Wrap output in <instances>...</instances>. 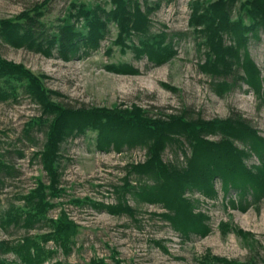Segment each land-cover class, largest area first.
I'll return each mask as SVG.
<instances>
[{
    "label": "rangeland",
    "instance_id": "1",
    "mask_svg": "<svg viewBox=\"0 0 264 264\" xmlns=\"http://www.w3.org/2000/svg\"><path fill=\"white\" fill-rule=\"evenodd\" d=\"M133 1L149 18L145 34L123 36L122 43L118 25L108 20L97 48H81L64 60L57 48L45 55L9 43L1 32L2 22L21 23L25 14L34 16L38 11L39 32L51 34L60 24L75 21L68 18L74 12L71 4L89 9L101 5L109 11L115 7L111 0H0V62L21 66L28 73L25 77L0 74L2 264H264V188L258 191V184L246 192L225 186L217 176L213 196L187 188L182 197L192 212L184 223L175 210L143 199L144 190L161 185L163 179L155 169L138 170L154 154L155 135L132 122L181 117L199 126L245 119L264 139V101L246 81L242 68L233 65L227 77L208 69L215 55L212 35L197 17L217 0ZM245 1L228 3L227 8L232 22L248 27L253 20ZM76 26L85 29V20H76ZM258 32L256 38L246 31V50L263 76L264 33ZM218 36L223 49L235 44L229 32L222 30ZM145 45L162 53L159 63L143 53ZM36 83L42 97L30 88ZM46 101L101 116L80 119L58 142L53 162L60 189L56 194L43 160L55 116ZM105 116L125 117L129 123L119 126ZM105 127L114 139L127 138L119 151L99 143ZM201 135L219 144L230 141L242 150V165L254 178L261 174L259 169L264 171L261 159L244 141L220 132ZM169 137L158 154L164 165L182 171L191 158L200 161L190 133L181 129ZM206 151L217 155L212 145ZM41 189L47 206L27 227L24 212H35L36 200L25 197ZM20 214L23 220L18 224L10 221ZM61 218L73 228L68 235L57 236ZM29 238L33 262L27 263L23 244Z\"/></svg>",
    "mask_w": 264,
    "mask_h": 264
},
{
    "label": "trees",
    "instance_id": "2",
    "mask_svg": "<svg viewBox=\"0 0 264 264\" xmlns=\"http://www.w3.org/2000/svg\"><path fill=\"white\" fill-rule=\"evenodd\" d=\"M236 0H217L206 7L197 17L199 25L203 22L207 23L211 31L212 38L211 48L213 50L214 61L209 64V71L216 76L227 77L230 75L233 65L242 68L245 73L246 81L255 91L261 95L264 101V75L261 76L260 70L253 63L249 53L246 50L247 36L246 31L254 33L256 38L259 37V29L264 33V0H246L245 8L248 16L253 20V24L245 27L240 21L232 22L230 20V12L227 8L228 3L232 4ZM114 8L106 11L101 5L93 8H86L84 5L76 3L71 4V11L68 18H75L73 22H64L57 26L56 31L51 34L39 32L40 23L38 17L40 12L34 11L35 15L30 16L25 14L24 22L10 23L4 21L1 24V32L6 41L14 45H25L30 49L39 51L45 55H50L51 49L57 48V53L61 59L68 60L73 55L77 54L79 50L89 49L93 50L98 47L100 39L103 38L106 32V25L108 20H113L119 27L118 37L123 42V36L131 33L145 34L148 30L149 18L146 13L141 11L138 5L134 4L133 0H111ZM36 10V9H34ZM83 18L86 22L85 29L78 30L76 20ZM205 19V20H204ZM226 31L232 34L235 44L223 49L221 47V36L218 34L221 31ZM213 39V40H212ZM216 42V43H215ZM143 53H146L149 59L159 63L162 59V53L155 49L153 45L143 46ZM240 48L244 49L242 53ZM164 52V51H163ZM240 54L243 55L242 64L240 62ZM123 69H127L124 67ZM130 70V69H127ZM121 70V71H127ZM224 72V74H223ZM12 73H18L19 76H27L28 73L22 69L21 66L10 62L1 60L0 74L9 76ZM30 88L38 97H42L41 86L36 83L32 84ZM48 109L55 112V116L51 123L48 141L45 144L43 151V160L46 169L51 174V187L54 194L60 191L57 188L56 171L53 167L55 153L58 142L66 135H69L75 123L82 118L101 117L96 114L84 110H73L71 108L61 107L49 101L44 102ZM125 117L105 116L110 122L122 126L129 122ZM134 126L142 128L143 131H148L155 135V143L153 146L154 154L144 164L137 166L140 171H154L162 177L163 183L159 186H152L145 189L143 199L147 202H161L169 210H175L179 219L182 217L186 222V217L190 215L191 206L185 198L182 197L183 192L187 188H195L201 191L205 196L214 195L213 178L221 177L225 186H234L237 189H245L246 192L258 184L259 190L264 188V171L254 178L253 174L242 165L241 155L243 151H239L233 147L232 142L215 143L203 138L202 133L208 134L211 132H220L222 136L244 141L249 149L254 151L264 165V139L257 134V132L250 127L245 119H226L223 121H211L206 123H199L195 125L193 122L185 121L181 117H171L168 121L152 120L143 123V118L132 122ZM186 130L195 139L194 147L195 153L201 154L200 161L197 162L191 158L187 169L179 171L164 165L159 159V152L164 148L165 144L170 139L169 135L177 133L178 130ZM121 141L111 135V131L103 128L99 134L98 141L103 146L113 145L114 149L119 151L120 145L126 142L125 137ZM212 147L217 151L215 156L206 151V147ZM225 147V148H222ZM209 150V149H208ZM227 188V187H226ZM45 192L43 189L36 191L34 194H29L25 199H35V212L32 210L25 213L24 224L30 227L38 220V214L47 206L44 202ZM181 213V214H179ZM23 214L16 215L9 218L17 224L23 220ZM175 218V217H174ZM61 222L57 227V236L66 233L67 235L73 228V225L65 218H61ZM31 239H26L23 247L24 255L23 261L30 263L32 257L30 255ZM40 256V254H38ZM42 258L37 257V261ZM33 262V261H32ZM0 264L2 261L0 260Z\"/></svg>",
    "mask_w": 264,
    "mask_h": 264
}]
</instances>
